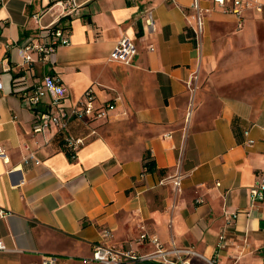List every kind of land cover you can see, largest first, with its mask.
Masks as SVG:
<instances>
[{
  "label": "crops",
  "instance_id": "1",
  "mask_svg": "<svg viewBox=\"0 0 264 264\" xmlns=\"http://www.w3.org/2000/svg\"><path fill=\"white\" fill-rule=\"evenodd\" d=\"M259 1L261 10L246 9L238 28L234 14L200 0L204 34L193 94L192 0H74L76 12L61 20L54 0L0 3V210L7 212L0 264H41L45 255L82 264L94 244L143 254L154 249L140 239L144 233L165 247L192 249L191 264H264V194L250 192L264 174ZM150 9L155 31L144 37ZM52 25L68 29V44L34 64L31 81L57 75L65 110L90 86L96 106L114 104L107 118L69 123L67 135L85 138L72 157L55 130L32 131V111L12 92L21 47ZM121 37L136 47L130 64L108 59ZM145 154L154 171H143ZM178 169L179 191L160 183Z\"/></svg>",
  "mask_w": 264,
  "mask_h": 264
},
{
  "label": "built area",
  "instance_id": "2",
  "mask_svg": "<svg viewBox=\"0 0 264 264\" xmlns=\"http://www.w3.org/2000/svg\"><path fill=\"white\" fill-rule=\"evenodd\" d=\"M2 1L0 0V3ZM212 1L221 7L222 11L230 12L236 16L238 28L243 24L242 14L246 9L254 8L260 11L262 6L259 0H231L230 8L226 6V0ZM52 6L57 7V14L60 20L70 17L77 10L74 0H54ZM191 10L192 12L187 15V21L193 30L195 47L198 53L197 66L187 82V87L190 93L193 94L198 79L199 57L201 55L202 37L204 34L203 8L200 5V0H192ZM143 16V36L150 37L155 31L152 10L144 11ZM33 18L37 21L38 14L33 15ZM67 34V28L60 25L56 27L52 25L41 29L36 40L27 42L20 49L22 62L19 64V68L22 72L19 76L12 77V92L19 95L32 111V131L34 133L49 132L50 130H55L56 132L65 131L69 123L74 119L90 120L107 118L109 111L114 106L111 101L96 106L94 104L93 87L90 86L84 91L82 97L74 106L65 110L62 97L65 88L57 75L50 74L44 76L41 81H31L34 64L48 61L58 46L68 44ZM135 54L136 47L134 43L126 37H121L115 42L108 59L130 64ZM48 93L53 94L54 97L46 106L43 105V98ZM188 116L189 112L187 113ZM91 133H94V130ZM243 133L247 137V143H253V139L248 137V130H245ZM84 141V137L65 136V145L73 154L84 144ZM2 153L0 146V156H2ZM182 176L178 169L175 174L162 178L160 183L171 182L174 190L179 191ZM250 192L253 199L263 197L264 174ZM6 214L7 212L0 210V217ZM140 239H147L153 244L154 249L150 252L137 254L132 251L117 250L102 244H94L91 255L82 258V264H92L94 262L100 264H191L189 257L196 255L192 249L175 247L173 242L170 247H165L158 241L155 235L147 236L144 233L140 235ZM2 250H6V247L0 242V251ZM56 261L57 257L55 255H45L42 256L41 264H56ZM209 263L214 264L213 262Z\"/></svg>",
  "mask_w": 264,
  "mask_h": 264
},
{
  "label": "trees",
  "instance_id": "3",
  "mask_svg": "<svg viewBox=\"0 0 264 264\" xmlns=\"http://www.w3.org/2000/svg\"><path fill=\"white\" fill-rule=\"evenodd\" d=\"M55 25L54 27H56ZM33 69V68H32ZM33 71V70H32ZM22 70L18 71L14 76H19L21 74ZM67 135L66 130L65 131H59L57 134V140L59 141L60 145L64 144L65 136ZM67 155L69 157H72L74 154L70 152L69 150L66 151ZM142 166L144 172H151L154 171V161L152 157L149 154H145L142 160Z\"/></svg>",
  "mask_w": 264,
  "mask_h": 264
}]
</instances>
